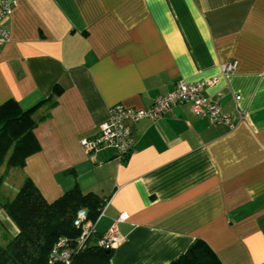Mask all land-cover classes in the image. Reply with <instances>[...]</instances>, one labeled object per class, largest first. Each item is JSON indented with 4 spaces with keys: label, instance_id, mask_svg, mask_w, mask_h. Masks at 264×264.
I'll return each instance as SVG.
<instances>
[{
    "label": "crops",
    "instance_id": "crops-1",
    "mask_svg": "<svg viewBox=\"0 0 264 264\" xmlns=\"http://www.w3.org/2000/svg\"><path fill=\"white\" fill-rule=\"evenodd\" d=\"M14 1L1 21L0 105L61 92L37 110L41 149L2 193L29 177L50 202L76 185L108 199L98 233L128 214L111 264H168L198 238L223 264H264V0ZM179 79L215 80L206 92L235 127L181 103L133 124L125 160L81 144L114 105L149 107ZM0 225L18 232L1 207Z\"/></svg>",
    "mask_w": 264,
    "mask_h": 264
},
{
    "label": "trees",
    "instance_id": "trees-1",
    "mask_svg": "<svg viewBox=\"0 0 264 264\" xmlns=\"http://www.w3.org/2000/svg\"><path fill=\"white\" fill-rule=\"evenodd\" d=\"M60 92L61 88L56 86L51 96L29 108H22L14 99L0 105V207L18 229L15 235L5 238L4 244L0 243V264H52L50 253L56 243L66 238L74 246L80 234V228L74 225L78 210L86 209L88 218L96 220L108 200L76 185L50 202L29 177H25L12 196L2 194L8 171L23 168L26 159L40 151L35 128L47 115L37 117V110L45 103L54 104ZM100 235L96 231L87 247L75 250L68 263L53 264H111L114 248L99 245ZM168 264L223 263L209 244L198 238Z\"/></svg>",
    "mask_w": 264,
    "mask_h": 264
},
{
    "label": "built area",
    "instance_id": "built-area-1",
    "mask_svg": "<svg viewBox=\"0 0 264 264\" xmlns=\"http://www.w3.org/2000/svg\"><path fill=\"white\" fill-rule=\"evenodd\" d=\"M15 5L14 0H0V49L10 40V33L1 25V21L13 12ZM234 69L233 63L224 65L225 72ZM214 82L215 80L188 82L185 79H179L171 90L157 96L154 103L149 107L136 109L116 104L110 109L109 120L101 124L99 133L93 138H83L81 144L91 152L111 148L115 151L116 157L125 160L134 147L133 124L144 118L158 120L181 103L191 104L194 112L206 116L211 123H222L233 128L237 124V119L222 112L221 95L212 97L206 92V89ZM236 98H240V96L237 95ZM108 204L109 200L101 208L96 220L88 218L86 209L78 210L74 225L80 228V234L75 240L74 246L66 238H61L56 243L50 253L52 264L58 261L68 263L75 250H82L87 247L91 237L96 233V224L104 216ZM127 218L126 212L118 214L111 226L101 233L97 241L98 244L107 248H114L119 242L118 224Z\"/></svg>",
    "mask_w": 264,
    "mask_h": 264
},
{
    "label": "rangeland",
    "instance_id": "rangeland-1",
    "mask_svg": "<svg viewBox=\"0 0 264 264\" xmlns=\"http://www.w3.org/2000/svg\"><path fill=\"white\" fill-rule=\"evenodd\" d=\"M15 178V177H14ZM3 194V193H2ZM3 228L0 225V234H2V236H0V243L4 244L7 240H5V238L8 237V234L5 232V235L3 234ZM5 231V230H4ZM10 237V236H9ZM9 239V238H8Z\"/></svg>",
    "mask_w": 264,
    "mask_h": 264
}]
</instances>
